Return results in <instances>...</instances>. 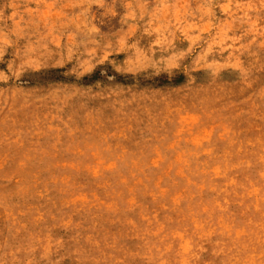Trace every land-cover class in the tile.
Wrapping results in <instances>:
<instances>
[{"label":"rangeland","instance_id":"1","mask_svg":"<svg viewBox=\"0 0 264 264\" xmlns=\"http://www.w3.org/2000/svg\"><path fill=\"white\" fill-rule=\"evenodd\" d=\"M0 264H264V0H0Z\"/></svg>","mask_w":264,"mask_h":264}]
</instances>
